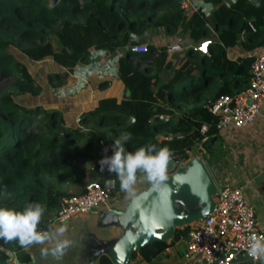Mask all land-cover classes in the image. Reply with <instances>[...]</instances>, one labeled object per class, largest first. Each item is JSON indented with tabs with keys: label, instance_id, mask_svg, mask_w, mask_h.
Returning <instances> with one entry per match:
<instances>
[{
	"label": "trees",
	"instance_id": "1",
	"mask_svg": "<svg viewBox=\"0 0 264 264\" xmlns=\"http://www.w3.org/2000/svg\"><path fill=\"white\" fill-rule=\"evenodd\" d=\"M180 1L0 0V77H12L11 90L0 87V233L15 243L14 264L30 260L25 247L36 239L39 227H52V220L34 217L36 210L55 208L60 196L70 194L50 177L59 182L81 179L85 170L80 161L94 158L99 169L100 158L106 156L115 166V193L139 173L161 177L164 159L180 163L188 157L185 149L218 131L217 116L207 103L248 83L251 56L230 58L227 48L242 31L255 45L264 44V0H206L215 5L211 16L217 32L208 52L188 45L173 63L164 44L148 42L147 51H134L132 46L140 43L135 36L146 30L187 33L196 43L210 34L204 11L185 12ZM10 45L31 60L51 58L63 67L48 74L52 86L61 85L77 64L88 62L91 49L122 48L119 78L130 93L121 99L98 98L92 110L82 113L86 128L67 126L60 110L15 99L17 94L39 93L41 85ZM163 69H172L167 80L161 79ZM202 124L208 126L205 132ZM164 130L172 134L159 136ZM107 138L112 146L105 150ZM128 160L135 165L120 170ZM187 226L177 228L169 241L144 245L133 258L151 261L183 237ZM0 264H11L5 248H0ZM97 264L111 261L102 255Z\"/></svg>",
	"mask_w": 264,
	"mask_h": 264
},
{
	"label": "crops",
	"instance_id": "2",
	"mask_svg": "<svg viewBox=\"0 0 264 264\" xmlns=\"http://www.w3.org/2000/svg\"><path fill=\"white\" fill-rule=\"evenodd\" d=\"M198 7L204 11L207 17V25L211 30L210 34L205 38H212L215 40L217 32L213 26L211 16L215 5L206 0H190L185 12L193 11ZM158 30L163 35V38L159 43L154 40H150L149 38L142 37L144 32L137 35V38L140 40V43L148 44V42H153L155 45L164 44L167 46L170 43L178 42L181 44V49H183V46L185 49L188 45L197 46L198 44L190 38L187 33L176 31L173 34L166 35L167 33L164 29L160 28ZM256 49H264V44L259 46L255 45V42L247 36L246 32L242 31L237 43L227 48V55L230 58L245 55L250 56V52ZM123 52L124 49L122 48L115 50V52H108L105 49H91L90 60L86 63L77 64L73 71L68 74L65 82L59 86H52L50 84L48 74L55 71H64V68L55 63L52 59H42L49 61L47 64L48 66L45 67L46 77L44 78L43 75H40L39 73L37 74V78H39L41 85V91L35 95L30 94V101L28 105H41L46 111L58 109L62 112L67 126L79 127L83 129L86 128L88 123L82 122V113L92 110L95 107L98 98L116 96L118 99H121L124 95H126V87L124 82L119 78L117 64L118 57L123 54ZM25 57L28 62L32 61L27 56ZM179 57H181V55ZM169 58L172 60L171 57ZM27 61L25 62L26 65H28ZM21 62H23V60ZM161 72L160 76H162ZM170 76L166 79L161 77V79L167 80ZM15 99L18 102L25 104L19 101L16 97ZM105 140H103V148L106 150L111 148L112 145L110 141L106 142ZM196 143L200 146L197 147L196 151L193 150L190 156L197 155L201 157L206 166L207 162L205 158L209 156L210 160L212 159V156H210V148L213 147V145H224L227 147V160L231 177L238 178V181L241 183V175H245L242 183L244 195L247 200L251 202V205L254 206L253 208L258 223L262 228H264V98L262 100L259 113L247 124L241 127L227 125L218 129L214 136L207 135L201 141H197ZM86 161L87 160L82 162L84 163ZM82 162L79 164L84 169ZM133 165H135V162L128 160L124 167H121L120 170ZM94 167L95 161L91 167L92 176L90 177L105 181L112 177V172L115 170V166L111 164L106 156H102L100 158L99 169H94ZM138 175H141V179H139L134 186L140 185V187H137L131 193L140 190L144 184L150 180V178L145 177L142 173H139ZM136 177L132 178L130 182ZM213 179L216 185L237 183L229 182V180L228 182H222L220 180H216L214 177ZM88 182H82V180H79L78 182H74L71 186H68L67 189L62 188V190L68 193L80 192L85 189ZM140 182L142 184H140ZM127 187L113 193L111 199L106 205L100 206L93 212L77 213L69 219L63 221L53 219L52 227L50 228L48 234L43 237H47L52 230L54 231V229H57V239L54 237V240L51 243L53 245L59 244V246H62L63 253L65 254L66 252L67 254L73 245L78 244L75 237L81 228L85 225L90 228H94L98 209L108 207L112 204L119 207L123 205L125 199L131 194L128 193L124 195ZM56 208L57 205L53 208L54 212ZM58 222L60 223L59 226ZM97 233L102 237H110L119 234L120 229L115 226H110L98 229ZM58 240L59 242H57ZM32 242L33 241L29 242L25 247V250H27L30 254V260L23 264L31 262L30 245ZM176 252L177 251L174 246L171 245L163 253L159 254L151 261H145L140 257H136L132 259V264H180L181 261L178 259ZM231 264H264V251L257 259H252L246 254H237Z\"/></svg>",
	"mask_w": 264,
	"mask_h": 264
},
{
	"label": "built area",
	"instance_id": "3",
	"mask_svg": "<svg viewBox=\"0 0 264 264\" xmlns=\"http://www.w3.org/2000/svg\"><path fill=\"white\" fill-rule=\"evenodd\" d=\"M190 0H181L186 9ZM250 27L255 30L253 24ZM210 38L201 40L196 48L208 52ZM134 51H147L146 43L132 46ZM181 49L178 42L167 45V51ZM250 77L248 83L238 92L223 93L207 103L208 110L217 116L216 127L227 125L241 127L251 121L258 113L264 98V49L250 52ZM208 129L202 124L201 132ZM206 137V136H205ZM197 150V148H196ZM193 146L185 149L188 156ZM170 159V158H169ZM114 180H90L80 192L59 197L54 220H67L77 213L93 212L106 205L113 195ZM50 229L39 227L36 237L48 234ZM182 241L184 251L180 264H231L237 254H246L257 259L264 251V228L255 215L251 203L237 184L216 185L214 207L203 219L188 224L186 234L176 242Z\"/></svg>",
	"mask_w": 264,
	"mask_h": 264
},
{
	"label": "water",
	"instance_id": "4",
	"mask_svg": "<svg viewBox=\"0 0 264 264\" xmlns=\"http://www.w3.org/2000/svg\"><path fill=\"white\" fill-rule=\"evenodd\" d=\"M130 93L126 89V95ZM216 183L204 160L192 155L175 169L150 179L131 193L121 207L112 204L97 211L94 228L85 225L66 254L67 264H96L106 255L111 264H130L133 253L156 241H169L176 229L203 219L214 207ZM115 226L110 237L97 230Z\"/></svg>",
	"mask_w": 264,
	"mask_h": 264
},
{
	"label": "rangeland",
	"instance_id": "5",
	"mask_svg": "<svg viewBox=\"0 0 264 264\" xmlns=\"http://www.w3.org/2000/svg\"><path fill=\"white\" fill-rule=\"evenodd\" d=\"M166 35H168V34H166ZM135 37L137 38V36H135ZM142 37L149 38L150 40H154L157 43H159V42H161L163 35L159 32V30L151 29V30L145 31L143 33ZM53 42L56 45H58L57 40L54 36H53ZM8 49L12 53H15L14 56L17 60H19V59H20L19 61L23 60L22 63L25 64V62L27 61L25 54H22L21 51H19L17 48L12 47L11 45L8 47ZM184 50L185 49L183 46V49H181V50L173 51L174 53L170 52V53H172L170 55V57L172 58V61L178 62V60L180 59L179 56L180 55L182 56ZM49 59H51V58H49ZM48 63H49V61L41 59V60H37V61H35V60H32L30 62L27 61L28 65H26V64L25 65H26L28 71L30 72V74L32 75V77L34 78L35 82L40 84L39 78H37V74L39 73L40 75H43V77L45 78L46 77L45 67L48 66L47 65ZM171 72H172V69H169V70L163 69L161 72V75H162L161 77L166 79L168 76H170ZM67 76H66V78H67ZM11 78H12L11 76L0 77V87H2L4 90H11L12 89V86L10 85L11 80H12ZM66 78H65V80H66ZM14 97H16L17 99H19V101H21L27 105L29 104L30 94H28V93L17 94ZM178 113H179V111L177 110V114ZM165 134L171 135L172 133L164 130V131L159 133V136H163ZM105 141L108 142V141H110V139L107 138ZM197 144L198 143L193 145V150H195V151H196V148L198 146H200ZM226 148L227 147H225L224 145H213V147L210 148L211 149L210 156H212V159H211L212 161L210 160L209 156L207 158H205L206 162H207V166H208L211 174L213 175V177L216 180H220L222 182H225V181L228 182V180H229V182H237L236 183L237 185L238 184L242 185V183L244 181L243 177L245 175H241V183L238 181L239 180L238 178L231 177V173L229 172V167H228V160H227L228 150ZM94 161H95L94 158L87 159V161L84 163L82 161H80V162H82V165H83L84 170H85V173L81 179H72V180L59 182V181H56V178L50 177L49 180L52 181L53 184H55L56 187L60 188V189H62V188L67 189L68 186H71L74 182H78L79 180H82V182H88L90 180H94L95 178L90 177V176H92L91 167L93 166ZM163 165H164V174H167V173L173 171L175 169V167L178 165V163L173 162L171 159H164ZM94 169H95V167H94ZM250 177L253 179V177L251 175H250ZM139 179H141V175L140 176L138 175L134 180H132L130 182V184L128 185L124 195L131 193L137 187H140V185L134 186L139 181ZM140 184H142V183L140 182ZM244 191H245V189H244ZM54 215H55V212H54L53 208H46L45 205L38 208L36 210V212L34 213V217L37 219H46V220H52V221L54 219ZM59 224L60 223L58 222V226H59ZM56 234H57V229H54V231L52 230L47 237H43V236H42L43 238L42 237H36V240L33 241L30 245L31 262L27 263V264H67L66 252L64 254L62 251L63 247L59 246V244L53 245L51 243L54 240V237L56 238ZM11 240H12L11 238L6 237L3 233H0V248H5L8 251V253L10 254V258H11V264H14V262L17 261L16 260V249H15V245H14L15 243L12 244ZM57 242H59V240ZM173 246H174L175 250L177 251L176 253H177L178 259H180L182 257L183 251H184L183 242L182 241H179V242L175 241ZM132 261L130 264H132Z\"/></svg>",
	"mask_w": 264,
	"mask_h": 264
},
{
	"label": "clouds",
	"instance_id": "6",
	"mask_svg": "<svg viewBox=\"0 0 264 264\" xmlns=\"http://www.w3.org/2000/svg\"><path fill=\"white\" fill-rule=\"evenodd\" d=\"M188 157H189V156H188ZM188 157H187V158H188ZM181 162H182V161H181Z\"/></svg>",
	"mask_w": 264,
	"mask_h": 264
}]
</instances>
